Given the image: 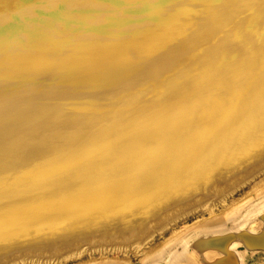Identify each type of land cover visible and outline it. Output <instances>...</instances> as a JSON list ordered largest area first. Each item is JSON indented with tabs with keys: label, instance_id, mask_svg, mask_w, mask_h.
Masks as SVG:
<instances>
[{
	"label": "bare ground",
	"instance_id": "obj_1",
	"mask_svg": "<svg viewBox=\"0 0 264 264\" xmlns=\"http://www.w3.org/2000/svg\"><path fill=\"white\" fill-rule=\"evenodd\" d=\"M263 173L264 0H0V264H108ZM257 188L154 263L264 264Z\"/></svg>",
	"mask_w": 264,
	"mask_h": 264
},
{
	"label": "rangeland",
	"instance_id": "obj_2",
	"mask_svg": "<svg viewBox=\"0 0 264 264\" xmlns=\"http://www.w3.org/2000/svg\"><path fill=\"white\" fill-rule=\"evenodd\" d=\"M261 177V176H260ZM258 182H253V184L245 185L235 191L232 196H229V202L231 203L232 199H242L243 201L247 198L249 193L255 194L260 192H254L258 189L257 187H264V173ZM253 192V193H252ZM220 204L214 208L213 212L205 208H199L196 211H193L186 215L185 217L177 220L175 223H172L171 226L166 228L163 232L157 233L151 238L146 244L142 245L138 250L132 249L131 251H114L120 252L115 255H111V260L108 264L114 263V259L120 258L122 260L121 264H163L160 259H163L165 256L169 258L172 256L173 252L177 247L188 249L191 251V246L188 245L186 239L193 234H198L202 232L203 235L210 234L218 231V229L225 228L227 226V221L225 218L228 216L231 207L228 204ZM205 229V230H204ZM205 231V232H204ZM161 244V249H168V252H158L157 249H153L157 244ZM189 251V252H190ZM132 252V253H129ZM191 253V252H190ZM158 263H154V260L158 259ZM166 259V258H165ZM99 261H93L89 264H96ZM250 264H260L255 262L253 259L250 260Z\"/></svg>",
	"mask_w": 264,
	"mask_h": 264
},
{
	"label": "crops",
	"instance_id": "obj_3",
	"mask_svg": "<svg viewBox=\"0 0 264 264\" xmlns=\"http://www.w3.org/2000/svg\"><path fill=\"white\" fill-rule=\"evenodd\" d=\"M188 253L190 256H192V255L194 256L193 252H191V253L188 252ZM198 264H203V263L201 261H198ZM242 264H248V263H246L245 261H242Z\"/></svg>",
	"mask_w": 264,
	"mask_h": 264
}]
</instances>
